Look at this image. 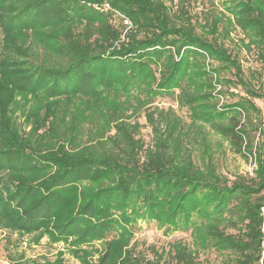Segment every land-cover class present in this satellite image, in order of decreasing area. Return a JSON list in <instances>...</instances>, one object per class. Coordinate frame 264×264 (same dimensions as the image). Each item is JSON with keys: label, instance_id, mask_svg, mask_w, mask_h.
Masks as SVG:
<instances>
[{"label": "trees", "instance_id": "1", "mask_svg": "<svg viewBox=\"0 0 264 264\" xmlns=\"http://www.w3.org/2000/svg\"><path fill=\"white\" fill-rule=\"evenodd\" d=\"M104 1L129 30L88 5ZM191 1L0 0V231L63 242L81 264H201L211 248L222 264H264V73L251 85L226 44L239 28L264 67V0H221L225 13L196 21ZM224 86L247 97L219 109ZM168 95L190 122L155 106ZM205 127L255 158L253 179L219 173ZM139 221L191 231L194 248L178 241L168 261L147 259Z\"/></svg>", "mask_w": 264, "mask_h": 264}, {"label": "rangeland", "instance_id": "2", "mask_svg": "<svg viewBox=\"0 0 264 264\" xmlns=\"http://www.w3.org/2000/svg\"><path fill=\"white\" fill-rule=\"evenodd\" d=\"M190 9L192 15H194V21H196V19H202L206 14L213 16L225 13L221 0H192ZM127 30L128 29L125 31ZM198 31L200 32L199 27ZM243 38L244 34L241 30L233 27L231 39L226 40V44L231 52L238 56L242 65L244 74L243 78L250 81L251 85L258 87L264 73V67L258 58V51L256 48L252 47L249 50L241 44V39ZM1 39L2 34L0 32V41ZM206 63L210 67L212 65L213 67L218 66L217 63H214L210 58L206 59ZM212 68L208 69V71H211ZM221 75L224 79L233 78V74L230 71L222 70ZM211 79L214 87H217L215 93L220 91L221 87L218 83V77L213 72H211ZM232 87H223L225 93L220 97V101L218 102L219 109H222L224 102L233 103L239 100V98L247 97L241 86H238L237 88ZM254 101L261 109V118L264 119V101L258 99H255ZM155 106L164 109H168L169 107L174 108L179 116H181L187 123L190 122L187 110L180 109L172 95L157 98ZM242 121L244 122L245 119L243 118ZM140 122L144 125L141 135L146 141V145H151V127L147 125L144 117L140 119ZM204 132L211 140L212 152L214 151L215 162L219 173L227 177L231 182L239 180L250 181V179L254 178V170L257 167L254 157L244 158L240 154L235 153L233 149H231L229 142L215 134L211 128L205 127ZM259 133L260 131L255 129L251 132V139L254 140L255 146L263 140ZM135 229L137 251L150 260L157 259L159 255H162L163 260L168 261L170 258L169 251L171 245L178 241H182L194 248L191 231L167 230L165 227L161 228L159 224L154 221H139ZM228 232L235 233V231L231 229H228ZM29 239V237L19 239L17 235H10L7 231H0V264H11L12 258L16 259L21 255L26 260L49 259L54 261L58 252L65 253L64 258L66 264H81L69 253V251H67V246L63 242L52 244L47 237H44L39 244L30 245ZM96 245L98 246L97 243ZM196 255L197 261L201 264H222L221 254L213 248L196 253Z\"/></svg>", "mask_w": 264, "mask_h": 264}, {"label": "built area", "instance_id": "3", "mask_svg": "<svg viewBox=\"0 0 264 264\" xmlns=\"http://www.w3.org/2000/svg\"><path fill=\"white\" fill-rule=\"evenodd\" d=\"M81 2L85 3L88 0H80ZM91 6L94 10L101 12V13H112L115 16L120 17L124 24L126 25L127 29L129 30L132 27V24L128 18H126L124 15L119 13L117 10H115L112 6V4L109 1H104V2H96L92 4H88Z\"/></svg>", "mask_w": 264, "mask_h": 264}]
</instances>
